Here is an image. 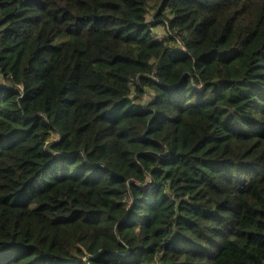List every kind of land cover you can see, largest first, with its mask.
<instances>
[{
	"label": "trees",
	"instance_id": "1",
	"mask_svg": "<svg viewBox=\"0 0 264 264\" xmlns=\"http://www.w3.org/2000/svg\"><path fill=\"white\" fill-rule=\"evenodd\" d=\"M0 264H264V0H0Z\"/></svg>",
	"mask_w": 264,
	"mask_h": 264
},
{
	"label": "rangeland",
	"instance_id": "2",
	"mask_svg": "<svg viewBox=\"0 0 264 264\" xmlns=\"http://www.w3.org/2000/svg\"><path fill=\"white\" fill-rule=\"evenodd\" d=\"M158 29H159V34H164V30H163V29H161V27H160V26H158Z\"/></svg>",
	"mask_w": 264,
	"mask_h": 264
}]
</instances>
